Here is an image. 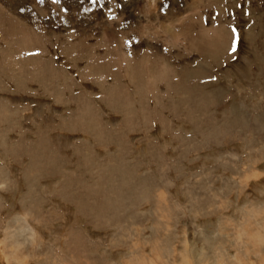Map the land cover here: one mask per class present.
<instances>
[{"label": "rangeland", "instance_id": "1", "mask_svg": "<svg viewBox=\"0 0 264 264\" xmlns=\"http://www.w3.org/2000/svg\"><path fill=\"white\" fill-rule=\"evenodd\" d=\"M3 103L0 264H264V0H0Z\"/></svg>", "mask_w": 264, "mask_h": 264}, {"label": "crops", "instance_id": "2", "mask_svg": "<svg viewBox=\"0 0 264 264\" xmlns=\"http://www.w3.org/2000/svg\"><path fill=\"white\" fill-rule=\"evenodd\" d=\"M8 92L10 93L11 91H8ZM9 101H10V103L13 105L12 107L15 108V106H14L13 102L11 101V99H9ZM4 104H5V103H3V105H0V106H5ZM31 110H33V109H31ZM56 129H58V127H56ZM62 132H63V131H62ZM63 133H64V132H63ZM64 134H65V133H64ZM57 135H61V133H58ZM101 160H102V158H101ZM0 161H1V160H0ZM0 163H1V162H0ZM17 164H18V163H17ZM23 165H24V164H22V166H23ZM10 166H11V165H10ZM14 170H18V168L13 169V171H14ZM145 172H149V171L146 170ZM150 172H153V170H151Z\"/></svg>", "mask_w": 264, "mask_h": 264}, {"label": "snow or ice", "instance_id": "3", "mask_svg": "<svg viewBox=\"0 0 264 264\" xmlns=\"http://www.w3.org/2000/svg\"><path fill=\"white\" fill-rule=\"evenodd\" d=\"M233 51H235V49L233 48Z\"/></svg>", "mask_w": 264, "mask_h": 264}]
</instances>
